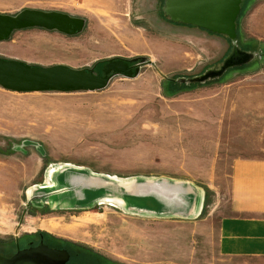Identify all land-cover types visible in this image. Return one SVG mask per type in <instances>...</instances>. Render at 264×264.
Listing matches in <instances>:
<instances>
[{"label": "rangeland", "instance_id": "obj_1", "mask_svg": "<svg viewBox=\"0 0 264 264\" xmlns=\"http://www.w3.org/2000/svg\"><path fill=\"white\" fill-rule=\"evenodd\" d=\"M163 3L0 0V13L31 8L84 21L73 35L40 27L14 31L0 40V57L95 72L108 58L139 63L136 75H116L98 91L0 86V251L13 254L16 242L35 243L43 232L96 251L103 259L95 264H232L217 254L216 234L229 213L233 161L264 156V0H243L236 26L237 45L256 54L251 63L218 80L173 88L177 76L218 67L232 47L226 36L169 23ZM53 163L119 177L186 180L203 190L202 210L190 218L139 216L94 203L102 192L91 188H84V204L55 188H35L29 197L28 188L43 183ZM157 201L129 198L154 209Z\"/></svg>", "mask_w": 264, "mask_h": 264}, {"label": "water", "instance_id": "obj_2", "mask_svg": "<svg viewBox=\"0 0 264 264\" xmlns=\"http://www.w3.org/2000/svg\"><path fill=\"white\" fill-rule=\"evenodd\" d=\"M241 3L242 0L164 1L163 12L171 21L224 35L232 44L230 52L218 67L208 68L191 77L179 76L174 79L177 83L191 85L218 80L229 69L247 65L254 60L255 52L243 50L237 45L236 20L241 11ZM83 26L82 18L64 12L24 8L15 14L0 13V40L8 39L14 31L31 27L73 35L82 30ZM134 59L108 58L103 62L101 72H95L92 68H73L63 64L38 66L0 57V86L17 92L98 91L106 88L116 75H136L139 63L133 64ZM124 197L129 200L136 196L130 194ZM158 201L160 203L159 199ZM68 259L67 250L43 243L25 248L17 247L9 257L0 254V264H65Z\"/></svg>", "mask_w": 264, "mask_h": 264}, {"label": "bare ground", "instance_id": "obj_3", "mask_svg": "<svg viewBox=\"0 0 264 264\" xmlns=\"http://www.w3.org/2000/svg\"><path fill=\"white\" fill-rule=\"evenodd\" d=\"M64 175L63 184L59 179ZM35 188H55L56 191L72 193L71 202L84 204L87 200L84 188L102 193L95 197L96 204H110L129 214L145 217H197L203 205V190L186 180L168 177H119L92 172L70 163L50 164L44 172V182L27 190L29 197ZM136 197L153 196L160 200L157 209L136 206L129 203L124 195ZM55 205L54 202H52Z\"/></svg>", "mask_w": 264, "mask_h": 264}, {"label": "crops", "instance_id": "obj_4", "mask_svg": "<svg viewBox=\"0 0 264 264\" xmlns=\"http://www.w3.org/2000/svg\"><path fill=\"white\" fill-rule=\"evenodd\" d=\"M229 176V213L218 224L217 254L232 264H264V156L236 158Z\"/></svg>", "mask_w": 264, "mask_h": 264}, {"label": "flooded vegetation", "instance_id": "obj_5", "mask_svg": "<svg viewBox=\"0 0 264 264\" xmlns=\"http://www.w3.org/2000/svg\"><path fill=\"white\" fill-rule=\"evenodd\" d=\"M162 8H163V6H162ZM162 12H163V9H162ZM163 14L165 15L164 12H163ZM166 18L170 21L169 23H171V24L172 23L173 24H181L184 26L197 28L201 31L204 30V29L199 28L197 26L187 25V24H183L180 22H173L167 16H166ZM204 31H206V30H204ZM206 32L212 33L210 31H206ZM237 35H238V33H237ZM236 39H237V44H238V36L236 37ZM230 45L232 47L231 42H230ZM37 237H38V240L35 243L32 239L29 240L28 244H26V245H21L19 242H16L15 243V251L17 250V247L18 248H25V247L35 246V245H38L40 243H43V244L48 245L49 247L67 250V252L69 253V259L67 260V262L65 264H93V263L95 264V262L97 260L103 259L101 257V255L99 253H97L96 251L92 250L89 247H85L83 245L75 243L73 241H70L67 239H61V241L56 242L55 245H50V241L48 240V238L44 237L43 235H38ZM0 254L5 256V257H9L10 255H12V254H8L7 252H2V251H0Z\"/></svg>", "mask_w": 264, "mask_h": 264}, {"label": "trees", "instance_id": "obj_6", "mask_svg": "<svg viewBox=\"0 0 264 264\" xmlns=\"http://www.w3.org/2000/svg\"><path fill=\"white\" fill-rule=\"evenodd\" d=\"M243 2V0H242ZM241 10H242V3H241ZM240 15H241V11H240V14L238 15L237 17V20H236V25L238 26L239 24V18H240ZM237 30V28H236ZM237 32V31H236ZM104 62V61H103ZM103 62H99L100 64L103 63ZM245 66V65H244ZM243 67V66H242ZM178 77V76H177ZM173 84L172 88L175 87V85H180L178 84L174 79L170 80ZM169 84V83H168ZM182 85V84H181ZM198 84H191V85H186V87H194V86H197ZM168 88H169V85H168ZM173 89H171L172 91ZM38 235H43L44 237L48 238V240L50 241V245H55L56 242H60L61 239L60 238H56V237H53V236H50L48 234H44L43 232H40Z\"/></svg>", "mask_w": 264, "mask_h": 264}]
</instances>
